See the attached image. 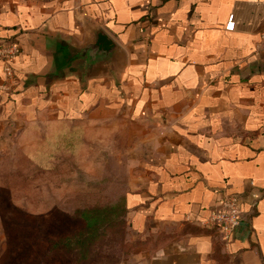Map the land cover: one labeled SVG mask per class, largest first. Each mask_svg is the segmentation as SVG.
Returning a JSON list of instances; mask_svg holds the SVG:
<instances>
[{"label": "crops", "instance_id": "crops-1", "mask_svg": "<svg viewBox=\"0 0 264 264\" xmlns=\"http://www.w3.org/2000/svg\"><path fill=\"white\" fill-rule=\"evenodd\" d=\"M263 29L264 0H0V43L21 46L12 90L0 59V164L96 131L131 165L146 246L124 264H264ZM229 194L244 217L226 243L207 219Z\"/></svg>", "mask_w": 264, "mask_h": 264}, {"label": "rangeland", "instance_id": "rangeland-1", "mask_svg": "<svg viewBox=\"0 0 264 264\" xmlns=\"http://www.w3.org/2000/svg\"><path fill=\"white\" fill-rule=\"evenodd\" d=\"M66 136L45 133L42 142L28 140L29 147H18L11 157L4 156L0 164V264H72L68 254L49 251V236L68 232L77 209L114 203L131 188V165L115 154L125 155L126 149L117 152L111 147L116 144L114 134H108L111 148L106 157L96 131L77 130L69 146ZM88 136L90 140L85 139ZM126 227L118 233L111 231L89 264H124L135 248L127 250L123 243ZM125 239L131 243L129 227Z\"/></svg>", "mask_w": 264, "mask_h": 264}, {"label": "trees", "instance_id": "trees-1", "mask_svg": "<svg viewBox=\"0 0 264 264\" xmlns=\"http://www.w3.org/2000/svg\"><path fill=\"white\" fill-rule=\"evenodd\" d=\"M77 133V132H76ZM127 198L125 193L120 199L111 204H93L79 208L73 214L74 227L68 232L50 235L49 251L65 253L73 257L72 264H89L96 257L95 249L101 245L104 239H108L115 229L123 230L128 223L126 219ZM127 250L142 244V241L132 240L131 243L125 239ZM123 237V236H122ZM126 240V241H125ZM131 252V251H130ZM220 264H226L224 255L217 252Z\"/></svg>", "mask_w": 264, "mask_h": 264}, {"label": "built area", "instance_id": "built-area-1", "mask_svg": "<svg viewBox=\"0 0 264 264\" xmlns=\"http://www.w3.org/2000/svg\"><path fill=\"white\" fill-rule=\"evenodd\" d=\"M261 38L264 41V29L261 32ZM20 53L21 46L15 40L0 43V59L6 62V82L2 86L3 89L12 90L17 84L18 78L12 62ZM243 217L242 197L239 194H229L211 211L207 224L216 227L222 240L227 243L234 236Z\"/></svg>", "mask_w": 264, "mask_h": 264}, {"label": "water", "instance_id": "water-1", "mask_svg": "<svg viewBox=\"0 0 264 264\" xmlns=\"http://www.w3.org/2000/svg\"><path fill=\"white\" fill-rule=\"evenodd\" d=\"M103 36V35H102ZM106 45H108V42H109V44H111L112 45V40H111V38L109 37V36H106Z\"/></svg>", "mask_w": 264, "mask_h": 264}]
</instances>
